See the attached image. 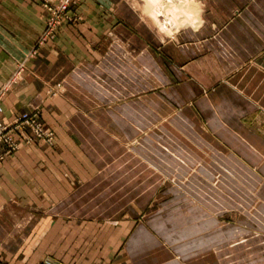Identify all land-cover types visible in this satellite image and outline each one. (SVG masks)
Returning a JSON list of instances; mask_svg holds the SVG:
<instances>
[{
	"label": "crops",
	"instance_id": "obj_1",
	"mask_svg": "<svg viewBox=\"0 0 264 264\" xmlns=\"http://www.w3.org/2000/svg\"><path fill=\"white\" fill-rule=\"evenodd\" d=\"M73 4L80 19L37 44L46 26L42 1L0 0L1 116L7 121L39 106L57 144L52 150L21 143L0 163V260L30 264L37 253L43 258L27 246L31 218L25 208L55 204L62 185H74L68 160L92 157L95 131L108 135L115 127L124 136L126 127L154 126L160 94L147 93L154 96L148 104L140 95L148 85L159 87L158 80L165 85L161 104L180 103L182 142L197 137L245 160L254 180V222L264 226V0ZM127 92L132 102L126 103ZM172 122L166 120V128ZM183 205L181 215L161 217L166 232L151 231L148 222L160 229L155 220L133 225L110 264H223L227 254L225 264H264V231L230 232L223 253L217 247L221 219L200 204ZM51 259L46 264H71Z\"/></svg>",
	"mask_w": 264,
	"mask_h": 264
},
{
	"label": "rangeland",
	"instance_id": "obj_2",
	"mask_svg": "<svg viewBox=\"0 0 264 264\" xmlns=\"http://www.w3.org/2000/svg\"><path fill=\"white\" fill-rule=\"evenodd\" d=\"M41 1L46 10V26L37 44L52 40L60 25L80 19L73 0H68L60 21L49 29V9L59 8L61 0ZM160 82L158 80L159 87L154 84L144 89L146 93L140 95L143 104L151 99L153 102L154 96L149 99V92L157 89L162 95L165 85ZM160 95V105L156 112L153 111L154 126L126 127L124 136L122 133L116 135L115 127L109 128L108 135L102 133L101 128L95 131L92 150L88 151L92 157L68 160L73 165L72 170H67L68 176H76L74 185L71 188L62 185V190L56 192L61 199L55 204L47 201L44 205L31 204L25 208L31 218L27 246L32 253H43L44 258L41 255L39 261L37 253L30 257V264H46L52 262L54 256L71 264H110L133 225L155 220L160 229L148 222L151 231L166 232L161 217L168 213L174 217L181 215L184 202L186 205L200 204L206 213L221 219L223 240L217 247L223 253L229 251L230 232L264 231L261 223L254 222L257 221L253 207L254 180L245 172V160L231 158L224 146L219 151L210 143L198 141L197 137L194 142H182L184 128L180 103L170 108L164 101L161 104ZM126 97L128 103L134 96L127 92ZM25 113L32 116L50 138H39L32 133V128H23V135L13 134L17 148L0 159V163L16 153L21 143L56 149L53 129L48 127L39 106L7 121L0 115V120L9 122ZM142 118L150 117L142 113ZM166 120L173 121L174 125L172 122L166 128ZM146 135L149 138H142ZM15 213L20 217V212L15 210ZM42 217L44 220L39 224ZM17 224L12 226L15 228ZM212 241L208 240L207 246L213 245ZM227 257L228 254L222 256L223 264L228 261ZM0 264L8 263L0 260Z\"/></svg>",
	"mask_w": 264,
	"mask_h": 264
},
{
	"label": "built area",
	"instance_id": "obj_3",
	"mask_svg": "<svg viewBox=\"0 0 264 264\" xmlns=\"http://www.w3.org/2000/svg\"><path fill=\"white\" fill-rule=\"evenodd\" d=\"M68 0H61V4L59 8H51L50 16H48L47 27L50 29L53 25H55L58 21H60V17L63 15V11L66 8ZM1 113V107H0ZM1 115V114H0ZM25 127L32 128V133L39 138H50V134L45 136L41 126L38 122H35L32 116H29L27 113L17 116L9 122H3L0 120V159H3L6 155L10 154L13 150L17 148V142L14 139V133L19 132L23 135ZM28 139V138H27Z\"/></svg>",
	"mask_w": 264,
	"mask_h": 264
}]
</instances>
